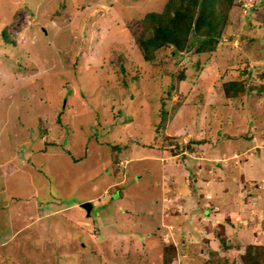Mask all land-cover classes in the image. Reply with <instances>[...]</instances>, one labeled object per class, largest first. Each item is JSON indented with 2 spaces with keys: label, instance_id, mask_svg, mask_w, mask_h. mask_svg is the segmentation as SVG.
Segmentation results:
<instances>
[{
  "label": "rangeland",
  "instance_id": "374dc122",
  "mask_svg": "<svg viewBox=\"0 0 264 264\" xmlns=\"http://www.w3.org/2000/svg\"><path fill=\"white\" fill-rule=\"evenodd\" d=\"M165 2L0 0V264H264V0L148 61Z\"/></svg>",
  "mask_w": 264,
  "mask_h": 264
},
{
  "label": "trees",
  "instance_id": "16d2710c",
  "mask_svg": "<svg viewBox=\"0 0 264 264\" xmlns=\"http://www.w3.org/2000/svg\"><path fill=\"white\" fill-rule=\"evenodd\" d=\"M226 1L229 5L234 2ZM208 7L212 9L206 0H168L162 11L146 12L141 23L147 27L149 33L143 32L139 38L145 60L154 59V53L161 48L170 49L169 55L172 57H177L179 53L183 54L184 48L191 51L198 45L197 43H200L197 50L203 51L204 44L218 37L219 33L215 28L221 18L218 15L205 18L204 14ZM6 38L8 41L11 40L8 36ZM172 45L174 47L170 48ZM182 57L180 55V59ZM245 264L257 262L254 259H246Z\"/></svg>",
  "mask_w": 264,
  "mask_h": 264
},
{
  "label": "crops",
  "instance_id": "0c3cea01",
  "mask_svg": "<svg viewBox=\"0 0 264 264\" xmlns=\"http://www.w3.org/2000/svg\"><path fill=\"white\" fill-rule=\"evenodd\" d=\"M168 1V0H167ZM166 3V2H165ZM165 3L162 5V7H164V5H165ZM161 11H162V9H161ZM46 149V148H45ZM170 150V149H169ZM235 151H237V150H235ZM235 151H233V152H235ZM171 152H173V151H171ZM251 152V154H252V148L251 147H247L246 149H245V154H248V153H250ZM67 154H69L68 152H66ZM76 153V152H75ZM84 153H86L87 154V152L86 151H83L82 150V152H79L78 153V156H76V155H74V153H72V154H69V155H71V158L73 159V161L72 162H74V163H76V162H79V161H81V160H83L85 157H86V155L84 154ZM176 153V152H175ZM80 154H84V155H80ZM235 154V153H234ZM234 154H232V155H234ZM243 154V153H242ZM32 155H35V154H32ZM253 155V157L254 158H256L257 159V157H255V155L254 154H252ZM28 156H29V153H28ZM231 156V155H230ZM248 155H245V157H241L240 158V160L241 159H243V162L242 163H245L246 161H247V159L250 157V156H248ZM24 157H25V159H24V161H23V163L21 164V166H23V167H27L28 165L29 166H31V168H32V165H31V163H30V161H29V158L27 157V155H24ZM162 160H163V158H164V156H163V154H162V156L160 157ZM71 159V160H72ZM84 161V160H83ZM241 163V164H242ZM19 164V163H18ZM240 164V163H239ZM33 169V168H32ZM37 169L38 170H29V171H27L30 175H31V180L32 181H34L36 178H38L39 176H40V178H41V173H39V171H41V169H40V167L38 166L37 167ZM39 173V174H37L36 175V173ZM27 173V174H28ZM242 177H244V179L242 178V181L243 182H245V181H247L248 179H247V177H245L244 176V172H243V175H241ZM43 177V176H42ZM167 178H169V177H167ZM114 185L115 186H117V183H114ZM104 191V190H103ZM11 195L13 194V193H10ZM13 196V195H12ZM89 199V198H88ZM86 201H87V199H85ZM0 207H3V206H0ZM208 212V210H205V213H207Z\"/></svg>",
  "mask_w": 264,
  "mask_h": 264
},
{
  "label": "water",
  "instance_id": "95a60500",
  "mask_svg": "<svg viewBox=\"0 0 264 264\" xmlns=\"http://www.w3.org/2000/svg\"><path fill=\"white\" fill-rule=\"evenodd\" d=\"M81 205L88 211V213H90L92 207L91 201H85Z\"/></svg>",
  "mask_w": 264,
  "mask_h": 264
},
{
  "label": "bare ground",
  "instance_id": "6f19581e",
  "mask_svg": "<svg viewBox=\"0 0 264 264\" xmlns=\"http://www.w3.org/2000/svg\"><path fill=\"white\" fill-rule=\"evenodd\" d=\"M182 195V194H181ZM76 222H77V220H76Z\"/></svg>",
  "mask_w": 264,
  "mask_h": 264
}]
</instances>
